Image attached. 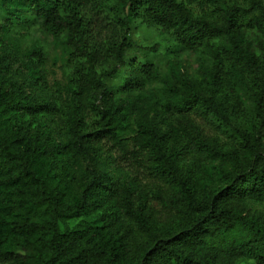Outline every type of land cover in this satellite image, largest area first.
<instances>
[{"label":"trees","instance_id":"1","mask_svg":"<svg viewBox=\"0 0 264 264\" xmlns=\"http://www.w3.org/2000/svg\"><path fill=\"white\" fill-rule=\"evenodd\" d=\"M0 5V264H264V0ZM27 14L64 43L66 84L47 80L41 47L13 41ZM138 19L196 51L203 71L150 105L157 68L126 61Z\"/></svg>","mask_w":264,"mask_h":264},{"label":"rangeland","instance_id":"2","mask_svg":"<svg viewBox=\"0 0 264 264\" xmlns=\"http://www.w3.org/2000/svg\"><path fill=\"white\" fill-rule=\"evenodd\" d=\"M4 16V11L0 5V22ZM28 21L24 25L18 26L17 30L11 33L13 41L18 44L21 51H26L34 46H39L46 54L47 62L45 64L46 78L53 84L60 82L66 84L69 73L68 52L64 43L47 33L40 25V19L31 18L27 14ZM129 40L131 47L127 52L126 61L136 59L142 63H152L158 71L159 78L149 83L142 92L141 103L150 105L156 97L163 96L170 85L176 82V75L181 74L190 79L198 78L203 71L200 66V55L191 49L181 46L177 39L165 33L156 24L143 23L141 19L135 20L130 25ZM2 51L0 50V56ZM123 70V69H122ZM121 70V72H122ZM122 74L106 80L109 88H116L122 79ZM18 82L27 87L26 77L22 74L16 75ZM109 96L102 92L99 93V101L102 103ZM149 117L156 125L164 126L161 117L155 116L149 109ZM204 127L213 137L219 138L222 143H229L232 140V131L220 128L216 123L208 121L201 117ZM55 134L60 141H67L70 138L63 135L56 129ZM76 165L86 167L87 157L81 149L75 145L72 153ZM112 173L115 170V164L112 163L108 168ZM88 216H83L87 218ZM78 219L70 221L73 226ZM241 264H255L254 261H246Z\"/></svg>","mask_w":264,"mask_h":264}]
</instances>
